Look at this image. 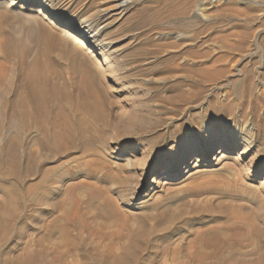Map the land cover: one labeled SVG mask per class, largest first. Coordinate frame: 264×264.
Here are the masks:
<instances>
[{"label":"rangeland","instance_id":"374dc122","mask_svg":"<svg viewBox=\"0 0 264 264\" xmlns=\"http://www.w3.org/2000/svg\"><path fill=\"white\" fill-rule=\"evenodd\" d=\"M18 1L0 0V165L7 159L0 167V264H200L190 257L194 246L205 251L198 240L206 232L230 237L247 230L246 221L264 230V0ZM60 25L94 35L98 55L83 51L81 58L100 79L89 77L81 84L87 88L77 89L90 74L83 66L72 72L73 45ZM46 34L56 45L50 59L41 53ZM103 55L115 64H99ZM39 74L55 97L50 117L57 124L48 127L20 110L23 83ZM64 94L71 138L57 129ZM53 129L60 137L51 142ZM195 146H208L196 162ZM168 166L173 178L152 184ZM13 169L19 180L5 176ZM69 197L111 242L73 227L70 252ZM249 235L243 245L250 249ZM104 243L119 261L97 257ZM136 247L143 252L134 259ZM226 256L205 264L258 261L256 254L239 262Z\"/></svg>","mask_w":264,"mask_h":264},{"label":"bare ground","instance_id":"6f19581e","mask_svg":"<svg viewBox=\"0 0 264 264\" xmlns=\"http://www.w3.org/2000/svg\"><path fill=\"white\" fill-rule=\"evenodd\" d=\"M18 3H20V4H22V5H24L25 7H32L33 6V4L32 3H30V2H24V1H22V0H20V1H18ZM38 16H39V18H41L42 20H44V21H48L49 23H53V24H57V20L54 18V17H52V16H50V15H48V14H46V13H44L43 11H41V10H39L38 11ZM61 27H58L60 30H61V32L63 33V36H64V38L68 41L69 40V42H71V44L73 45V48H72V50L70 49V51H71V54H70V59L72 60V65H71V67H72V69H73V71L72 72H76L77 70H79V68L81 67V66H83L84 68H85V72L86 73H89L90 75H82L83 76V79H81V82H80V84L77 86V89H79V87H80V85L81 84H84V83H86L87 81H88V78L89 77H92V78H94V79H98V75H97V73H91L92 72V70L94 69L93 68V65H92V61L89 59V58H81L82 56H83V51H85V52H87V54H90V55H98V52H99V50H98V47L95 45V44H93L92 42H93V39H94V35L93 34H88V33H86V32H82V33H79V35H74V34H72L71 32H70V30L66 27V26H63V25H60ZM44 36V35H43ZM46 36L47 37H43L44 38V41H46V43L44 42V44L42 45V51H41V53H42V55L44 56V57H46V58H48V59H50V54L54 51V50H56V45L54 44H50V42H49V40H50V36H49V34H46ZM48 37H49V39H48ZM53 37V36H52ZM54 39H56V38H54ZM57 40V39H56ZM51 41V40H50ZM58 41V40H57ZM60 41V40H59ZM55 43H56V41H55ZM59 44V43H58ZM61 45V44H60ZM59 45V46H60ZM64 45V44H63ZM58 46V45H57ZM65 46V45H64ZM66 47V46H65ZM67 51V50H66ZM40 52V51H39ZM63 55V54H62ZM21 56V55H20ZM66 57V56H65ZM22 58V57H21ZM53 58V57H52ZM56 60H57V58H56ZM24 61V60H23ZM36 61H37V59H36ZM44 61V60H43ZM67 62V61H66ZM106 64V65H113V64H115V62H114V60H113V58L111 57V56H109V55H103V56H101L100 58H99V64ZM69 64V63H68ZM67 64V65H68ZM57 65V64H56ZM61 65V64H60ZM63 65V64H62ZM64 65H65V63H64ZM37 66H38V68L39 69H41V63L39 62V61H37ZM45 66V65H44ZM79 66V67H78ZM48 67H50V66H48ZM31 68V67H30ZM47 68V67H46ZM43 71V70H42ZM45 71V70H44ZM28 72V71H27ZM78 72V71H77ZM44 74V73H43ZM71 75V74H70ZM74 75V74H73ZM72 75V76H73ZM72 78H74V77H72ZM77 79V78H76ZM79 79V78H78ZM100 79V78H99ZM98 79V80H99ZM49 80V79H48ZM48 80L47 79H45V78H43V77H41L40 76V74H39V77H35L32 81H29L28 80V82L27 81H25L24 83H23V86H24V88H25V91H26V95H25V97H24V99L22 100V102H21V107H20V110H22V112H23V115H24V117L25 118H35L36 119V125H40V126H42V127H48V126H50V125H52V123L54 122V116L51 118L50 117V113H51V110H53V107L50 105V102L53 100V98H55L54 97V94L53 93H51V92H49L48 90H46L45 88H46V86H47V84H48ZM52 81V80H51ZM76 81V80H75ZM80 81V80H79ZM78 82V81H77ZM64 83V82H63ZM89 83V82H88ZM51 85V84H50ZM67 85V84H66ZM85 85V84H84ZM84 85H81L82 86V88H83V86ZM102 85V84H101ZM53 87V86H52ZM56 87V86H55ZM68 87V86H67ZM70 87H72V86H70ZM85 87V86H84ZM103 87V86H102ZM81 88V87H80ZM85 88H87V85H86V87ZM55 89V88H54ZM74 90V89H73ZM81 90V89H80ZM95 90V89H94ZM83 91V90H82ZM89 91H91V90H89ZM74 92V91H73ZM84 92V91H83ZM79 93V92H78ZM93 93V92H92ZM101 93V92H100ZM23 94V93H22ZM71 94V93H70ZM70 94H68V95H66V94H64L63 95V97H64V99L66 100V106H57V108H56V110H59L60 111V113H63L64 112V118H63V121L62 122H60V124L58 125V128L57 129H59V131H66L67 133H68V137H70V130H71V128H72V126L74 125V122H72L71 123V121L73 120L72 119V117L71 116H73V114H72V112H71V110H70V99H71V97H70ZM57 96V95H56ZM85 96H87L86 94L84 95V97ZM89 96V95H88ZM62 97V96H61ZM78 97V96H77ZM90 97V96H89ZM88 97V98H89ZM96 97H97V95H96ZM87 98V97H86ZM92 99V98H91ZM55 100V99H54ZM89 101V100H88ZM56 102H57V100H56ZM55 102V103H56ZM87 102V101H86ZM89 102H91V101H89ZM88 102V103H89ZM81 103V102H80ZM75 104H76V102H75ZM86 104V103H85ZM56 105V104H55ZM55 105H53V106H55ZM84 105V104H83ZM10 106V105H9ZM72 106H74V105H72ZM82 106V105H81ZM90 106V105H89ZM13 107V106H12ZM75 107V106H74ZM88 107V106H87ZM75 108H77V107H75ZM82 108V107H81ZM84 108V107H83ZM88 111V110H87ZM71 112V113H70ZM85 112V111H84ZM83 112V113H84ZM103 112V111H102ZM16 113V112H15ZM75 113V112H74ZM82 113V114H83ZM101 113V112H100ZM97 114V113H96ZM103 114V113H102ZM74 115H76V114H74ZM56 116V115H55ZM77 116V115H76ZM84 116V115H83ZM91 116V115H90ZM102 116V115H101ZM75 117V116H74ZM51 118V119H50ZM56 118H59V117H56ZM56 118H55V121H56ZM94 118H96V117H94ZM102 118V117H101ZM74 119H76V118H74ZM20 120H22V119H20ZM62 119L60 118V120L59 121H61ZM81 120V119H80ZM83 120V119H82ZM98 120H100V119H98ZM58 121V120H57ZM85 121V120H84ZM22 122V121H21ZM80 122V121H79ZM82 122V121H81ZM14 123V122H13ZM56 122H54V124H55ZM33 124V123H32ZM57 124V123H56ZM73 124V125H72ZM80 124V123H79ZM83 124H84V122H83ZM87 124V123H86ZM28 125V124H27ZM31 125V124H30ZM76 125V124H75ZM40 126H39V128H40ZM56 126V125H55ZM77 126H78V124H77ZM80 126V125H79ZM85 126H88V125H85ZM28 127V126H27ZM26 127V128H27ZM34 127H35V125H34ZM29 128V127H28ZM51 128H52V126H51ZM74 128V127H73ZM38 129V128H37ZM50 129V128H49ZM76 129H78V128H76ZM45 130H46V128H45ZM55 129H53V133L51 132H49L48 133V138H46V140H49V141H51V142H54V140L55 139H58V137H60V133H57V132H55L54 131ZM74 130H75V128H74ZM58 131V130H57ZM58 131V132H59ZM72 131V130H71ZM77 131V130H76ZM48 132V131H47ZM55 132V133H54ZM78 132V131H77ZM79 132H81V131H79ZM43 134V133H42ZM45 134V133H44ZM79 134V133H78ZM82 134V133H81ZM66 135V134H65ZM47 136V135H46ZM62 138V137H61ZM67 138V137H66ZM71 138V137H70ZM69 138V139H70ZM77 138V137H76ZM81 139H82V137H81ZM43 140V139H42ZM41 140V141H42ZM45 140V142L47 143V141ZM66 140V139H65ZM59 141V140H58ZM70 141V140H69ZM44 142V143H45ZM66 142V141H65ZM80 142H81V140H80ZM43 143V144H44ZM58 142H56V144H57ZM62 143V142H61ZM70 143H72V142H70ZM16 144V143H15ZM58 144H60V143H58ZM62 144H65V143H62ZM73 144V143H72ZM87 144V143H86ZM18 145V144H17ZM55 145V144H54ZM68 144H66V146H67ZM71 144H69V146H70ZM74 145H75V143H74ZM41 146V145H40ZM49 146V145H48ZM47 146V147H48ZM55 146H61V144L60 145H55ZM78 146V145H77ZM82 146V145H81ZM10 147H11V145H10ZM14 147H15V145H14ZM17 147V146H16ZM44 147V146H43ZM56 148V150L58 149V150H60V148ZM72 147V146H71ZM80 147V146H79ZM86 147H88V146H86ZM52 148V147H51ZM70 148V147H69ZM80 148H82V147H80ZM9 149V148H8ZM12 149V148H11ZM14 150H15V148H13ZM63 149H65V148H63ZM67 150H68V148H66ZM225 148H222V149H220V151H219V153L218 154H221V156L223 157V155L224 154H226V152H225V150H224ZM7 150V149H6ZM16 150H18V149H16ZM50 150V149H49ZM57 150V151H58ZM61 150H62V148H61ZM192 150V152L195 154V156H196V160H195V162L197 161V158H200V157H204V156H206L207 154H208V146H195L193 149H191ZM11 151V150H10ZM13 151V150H12ZM55 151V150H54ZM64 150H62V151H60V152H63ZM75 151V150H74ZM14 152V151H13ZM70 152V151H69ZM72 152V151H71ZM76 152V151H75ZM244 152V151H243ZM64 153V152H63ZM2 154H4L5 155V152L4 153H2ZM14 154V153H13ZM12 154V155H13ZM22 154V153H21ZM57 154H59V152H57ZM61 154V153H60ZM67 154V153H66ZM71 154V153H70ZM4 155H2V156H4ZM17 155V154H16ZM52 155V154H51ZM50 155V156H51ZM54 155V154H53ZM62 155V154H61ZM241 155H243L242 154V152H241ZM15 156V155H14ZM13 156V157H14ZM23 156V155H22ZM30 156V155H29ZM55 157H56V154L54 155ZM57 156H59V155H57ZM10 157V156H9ZM12 157V158H13ZM16 157V156H15ZM24 157V156H23ZM22 157V158H23ZM32 157V156H31ZM49 157V156H48ZM53 157V156H52ZM52 157H50L51 158V160H52ZM54 157V158H55ZM7 158V157H6ZM11 158V159H12ZM2 159H4V158H2ZM14 159V158H13ZM27 159H28V157H27ZM7 160V159H6ZM6 160H5V162H6ZM15 160V159H14ZM4 160H2V165H5V162H3ZM49 161H50V159H49ZM17 162V160L14 162L17 166H18V162ZM2 165H0V167L2 166ZM21 166V165H20ZM3 167V166H2ZM7 167V166H6ZM19 167V166H18ZM1 169V168H0ZM8 169V168H7ZM18 169V168H17ZM17 169H13V170H9V171H7L6 172V177L8 178V177H13V180H14V178H16V180H19L18 178V174H20V173H18L17 172ZM2 170H3V168H2ZM5 170V169H4ZM30 170H32V169H30ZM21 172V171H20ZM2 173V172H1ZM29 173V172H28ZM27 173V174H28ZM31 173V172H30ZM176 173V171L174 170V167H172V166H168L165 170H163L159 175H157V177H155L154 178V181L152 182V184H154V185H158L160 182H162V181H169L170 179H172L173 178V176H174V174ZM5 174V173H4ZM33 174V173H32ZM3 175V174H2ZM87 175H88V173H87ZM102 175H103V173H102ZM4 176V177H5ZM3 177V178H4ZM102 177V176H101ZM6 178V179H7ZM109 178H110V176H109ZM5 179V180H6ZM12 179V178H11ZM106 179V178H105ZM108 179V178H107ZM9 180H10V178H9ZM0 181L2 182L3 180H1L0 179ZM19 182V181H18ZM17 182V183H18ZM4 183V182H3ZM10 183V182H9ZM16 183V182H15ZM20 183V182H19ZM8 185V184H7ZM1 186H3V185H1ZM1 188V187H0ZM7 188H9L8 186H7ZM3 192H5V190L3 191ZM3 194H5V193H3ZM17 195V194H16ZM70 195V194H69ZM72 195V194H71ZM5 197H7V196H5ZM11 197V196H10ZM9 197V198H10ZM17 197H18V195H17ZM16 196H15V198H17ZM109 197V196H108ZM111 197V196H110ZM109 197V198H110ZM70 198V197H69ZM112 198V197H111ZM68 199V198H67ZM70 199H72L70 202H72V204H70L71 206H69V208H70V213L68 212V213H65V214H67V215H70V252H71V250H72V248H74V247H76V244H75V242H74V239L72 238L73 236H72V234H71V230H72V228L74 227H77L80 231H84V232H86L88 235H90V236H93L94 237V239H95V237H97V238H99V239H102V240H108V241H110L111 239H112V237H113V235H111V234H109V233H105V230H103V228L101 229V228H99L98 226H96L97 224H93V222H92V220H91V222H92V225L91 224H89L88 223V220L86 221L85 220V216H86V212L82 209V207L80 206V204H79V202H78V200H74L73 198H70ZM66 202V201H65ZM114 202V201H113ZM9 203V202H8ZM87 203V202H86ZM85 203V204H86ZM90 204V203H89ZM4 205H6V204H4ZM91 205V204H90ZM89 205V206H90ZM95 205V204H94ZM57 206V205H56ZM56 206H54V207H56ZM61 206V205H60ZM111 206V205H110ZM7 207V206H6ZM92 207V206H91ZM4 208V207H3ZM84 208V207H83ZM88 208V207H87ZM95 208V207H94ZM102 208V207H101ZM109 208V207H108ZM64 209V208H63ZM68 209V208H67ZM66 209V210H67ZM91 209H93V208H91ZM90 209V210H91ZM96 209V208H95ZM94 209V210H95ZM110 209V208H109ZM60 211H62V209L60 210ZM97 211V210H96ZM101 211V210H100ZM65 212V211H64ZM64 212H63V214H64ZM13 213V212H12ZM11 212H10V214H12ZM88 213H89V211H88ZM92 213V212H91ZM94 213H96V212H94ZM14 215V214H13ZM96 215H97V213H96ZM110 215V214H109ZM63 216V215H62ZM87 216H89V215H87ZM15 217V216H14ZM90 217V216H89ZM99 217H100V215H99ZM107 217H108V215H107ZM66 218V217H65ZM95 218V217H94ZM103 218V217H102ZM13 219V216L12 217H10L9 218V220H12ZM104 220V219H103ZM68 221V220H67ZM93 221H95L94 219H93ZM9 222V221H8ZM11 222V221H10ZM96 222V221H95ZM98 222V221H97ZM109 222V221H108ZM114 222V221H113ZM122 222V221H121ZM120 222V223H121ZM125 222V221H124ZM234 222V221H233ZM246 222H248V229L247 230H244V232L243 231H239L238 229H235L233 232H232V234H230L231 236L230 237H228V236H225V235H223V234H219L218 232H216V230L214 231V230H212V231H208V232H206L207 234L204 236V235H202V237H201V239H199L198 240V242H200V244L204 247V249H205V251H202V250H200L199 249V247L198 246H194V253L191 255V260L194 262V263H200V264H205L206 262H208V260L210 259V258H212V257H221V256H223V255H227V256H230L231 258H236V260H237V258H243V259H246L247 257H249V256H251V255H253V254H256L257 255V263H255L254 262V260H253V263H252V261H251V263L252 264H264V230H263V227L261 228V227H259V225L255 222V221H246ZM100 223V222H99ZM118 223V222H117ZM11 224V223H10ZM101 224V223H100ZM108 224H110V223H108ZM123 224V223H122ZM126 225V224H125ZM53 226V225H52ZM65 226H67V224H65ZM110 226H111V224H110ZM2 227V226H1ZM122 227V226H121ZM124 227V226H123ZM236 227H239V226H236ZM244 227V226H243ZM246 227V226H245ZM226 228V227H225ZM69 229V228H68ZM106 229V228H105ZM108 229V228H107ZM110 229V228H109ZM124 230V229H123ZM241 230V229H240ZM76 231V230H75ZM112 231V230H111ZM73 232V231H72ZM81 232V233H82ZM251 232H253L254 233V237H255V243H254V247L253 248H246V246H244L243 245V243H244V241H247L248 239H247V236L249 235V234H251ZM78 233V232H77ZM115 234V233H114ZM122 235V234H121ZM244 235H247V236H244ZM115 236V235H114ZM123 236V235H122ZM250 236V235H249ZM82 237V236H81ZM199 237H200V235H199ZM253 237V238H254ZM122 238V237H121ZM252 238V237H251ZM114 239V238H113ZM126 239V238H125ZM250 239V238H249ZM81 240V239H80ZM122 240V239H121ZM252 240H254V239H252ZM129 241V240H128ZM104 242V241H103ZM111 242V241H110ZM197 242V243H198ZM113 243V242H112ZM105 244V243H104ZM78 245V244H77ZM106 245V244H105ZM114 245H116V244H114ZM251 245V244H250ZM131 246V245H130ZM136 246V245H135ZM80 248H82V247H80ZM83 248H84V246H83ZM82 248V249H83ZM81 249V250H82ZM83 251V250H82ZM143 252V248L142 247H136L135 249H134V253H133V255H134V259L137 257L136 255L137 254H141V253H139V252ZM125 253V252H124ZM70 254H72V253H70ZM79 254V253H78ZM86 254V253H85ZM94 254V253H93ZM88 254H86V256H87ZM96 255H97V257L98 258H100V259H104V260H106V262H107V260L108 259H114L113 261H116L117 259H118V256H116V254H115V251H114V248L111 246V245H106V248L104 249V250H102L101 252H96ZM132 255V254H131ZM83 256V255H82ZM85 256V257H86ZM91 256V255H90ZM226 256V257H227ZM70 258H72V257H70ZM122 258V257H121ZM120 258V259H121ZM229 258V257H228ZM228 258H226V260H228ZM73 259H75V258H73ZM80 259V258H79ZM222 259L223 260H225L223 257H222ZM221 259V260H222ZM77 261H75V262H78V259H76ZM84 260V259H83ZM86 260V259H85ZM99 260V259H98ZM127 260V259H126ZM131 261V259H128V261ZM137 260V259H136ZM215 260V259H214ZM225 260V261H226ZM242 260V259H241ZM82 261V260H81ZM93 261V260H92ZM117 261H119V260H117ZM220 261V260H219ZM228 261H231V260H228ZM238 261V260H237ZM245 261V260H244ZM256 261V260H255ZM74 262V263H75ZM120 262H122V261H120ZM134 262V261H133ZM223 262V261H222ZM239 262V261H238ZM241 262V261H240ZM250 262V261H249ZM249 262H247L246 264H249ZM79 263V262H78ZM85 263V262H84ZM87 263V262H86ZM89 263H91V261L89 262ZM95 263V262H94ZM94 263H91V264H94ZM97 263V262H96ZM95 263V264H96ZM99 263V262H98ZM97 263V264H98ZM135 263H136V261H135ZM228 263V262H227ZM82 264V263H81ZM130 264V263H129ZM138 264H139V262H138ZM142 264V263H141ZM222 264V263H221ZM225 264V263H224ZM228 264H237L236 263V261L234 260V262H231V263H228Z\"/></svg>","mask_w":264,"mask_h":264}]
</instances>
